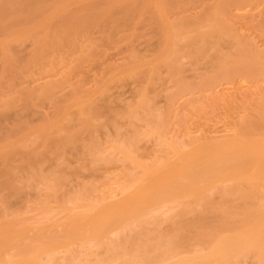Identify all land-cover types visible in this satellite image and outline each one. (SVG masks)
Instances as JSON below:
<instances>
[{
	"label": "rangeland",
	"instance_id": "obj_1",
	"mask_svg": "<svg viewBox=\"0 0 264 264\" xmlns=\"http://www.w3.org/2000/svg\"><path fill=\"white\" fill-rule=\"evenodd\" d=\"M58 1H60V0H58ZM62 1H64V0H61L60 3H57L56 0H50L48 2H42L41 0H33L31 8L34 10H39L38 11L39 14L35 13L34 15L33 14L32 15H25L24 12L23 13L21 12V14L19 16H14L13 20L11 22H9L13 26L8 25L7 23L2 24V26L7 27V25H8V28L5 27L4 29H1V26H0V114L2 113L1 115H3L7 112L9 113V114H5L3 116H0V139H1L0 140V152L3 154V156H2V154H0L1 155L0 156V164H1L0 172L1 171L3 172L4 170L6 171L7 168H11V167H12L11 169L15 171L14 166H16L15 168H17V166H18V169L15 171L16 172L15 175H14L15 172L12 171L11 169H9L12 172H14V173H11V178L14 177L13 180H15V182H16L15 183L16 187L14 189L8 188V190H5V191H8V193L10 195L8 193L7 194L4 193V197H1V196H3V194L1 195V193L4 192V190H3L4 188L0 187V189H1L0 192L3 190L0 193V195H1L0 196V198H1L0 210H2L1 205L3 204V206H4L5 203L7 202L6 203L7 205L4 206L6 208L4 209V207L2 206V208L4 210L0 211V226L4 227L3 223L8 224L11 221H14L16 224V226H14V227H18V226L24 227L23 229H20L21 227L14 229V227L13 228L11 227V225L13 223L12 222L10 225L9 224L7 226L5 225L4 231L0 230L1 233L4 234V233H6V230H8L9 228H12V231H9V230L7 231V232H9V234H6V237H4L3 235L0 234L1 236L4 237V239L7 238L6 239L7 241L4 239H0V242H2L3 240L5 242V243L4 242L1 243L2 246H3V244L4 245L10 244L11 242H15V240H16V243H11L9 245V248H11V249L7 248L8 245L6 246L7 249L5 247L0 249V256L6 258V259L5 258L3 259L4 263H2V261H1L2 257H0V262H1L0 264H5V263L6 264H12L15 262L17 263V261H19L22 258H29L30 259L31 256H29V255H31L33 252H35V253H36V251L42 252V251H40L39 246H41L43 243L48 246L45 248L49 252L44 250L45 248H43L42 246H45V245L43 244L41 246V248H42L41 250H44L45 252L43 251V253H41L42 256H40V253L37 252L39 254L38 257L36 256L37 253L36 254L34 253V254H32L33 258H35L33 255H35L37 259L39 257H41V259L39 258V260L41 262H43L44 260H45L44 262H47V260L52 259V261L56 262V264L58 262L60 263V260H63L64 258H66L70 252V251L66 252L69 248L66 249V251H65V249L63 247L62 248L59 247L60 245L62 246V244H61L62 242L59 243V240H57V239H60L61 241H65L64 239H72L75 235L80 234L82 232V231L80 232V230L83 227V225H81L82 227L80 226L81 228H78L79 229V231H78V229L75 225H73V224L71 225V223L67 224V222L73 216L72 214H76L74 212H78L80 208L78 210H76L77 209L76 208L75 209L76 211L74 210L73 212H69L68 210L64 212L58 208V205L55 201L57 200L59 202V200H60L63 203L64 199L65 200L67 199V201L70 202V199L73 198V196H75L77 193L79 194L78 191L81 188H83L84 184H87L88 186L87 185L86 186L88 188L92 189V190L87 189L91 195L88 194L87 192L86 193L88 194V196H90V197L87 196L89 198L88 200H93V199H95L96 196L97 197H98V195L100 196L101 192L103 193V190L108 189V187H109V190H106V191H109V193L112 192V189L110 190V186H113V183L115 182V180H114L115 178H117L116 182L119 180L122 182L123 178H120L118 180L117 175L118 176L121 175L123 177L124 172H126V170H127V172L130 170L131 171V172L129 171L130 173H132L133 170L135 172L139 171V169L141 170V167L138 165L137 166L134 165L133 162H132L133 164L130 167L129 163H131V161L127 160V156H125V154L123 153L124 146L122 144H124V142L126 143L127 141L128 142L132 141V140L134 141V138L137 135L138 138L140 137V139H137L138 145L135 143L134 148L135 147H139V148H135L136 151L133 149L135 151L134 156H136L137 161L139 160V162H145V163H147V162L150 163V162H154V161L156 162V160H158V159L155 160V156L157 158H159L160 155L166 154L165 152L163 153V151L161 150L164 147H166L165 143L162 144L160 139L158 140L157 138L163 137L161 140L164 139V141H168V142L171 139H174L176 141L182 140V142H186L190 138L202 137V139H204L205 143H206L209 141L207 139L208 137H209V139L211 138L210 141H212L214 138L217 139V138H220L223 136H227V135L233 133L234 131H236L238 128H240V121L243 118L245 119L249 116H252L253 110L255 108V103L259 101V99L261 98V95L264 91V81L259 82V84L257 83L254 86V84L243 81L241 79H236L237 81H235V82L232 81L229 83H225L222 81V82H220L221 85L218 84L216 86V84H213L215 86H213V87L207 86L209 89L205 88V90H204V87L202 90V86H200L201 90H199V85H196V84H198V83L201 84V82H202L201 76L205 75L206 73L209 74V72H211L212 67L215 68L214 63H213V61H211V63L209 61H206V62L202 61L200 63H197L198 65L195 64V66H194L193 62H192L193 65H191L192 60L189 61L191 59L190 58V59H188V61L185 59L182 60L183 64H186L185 66L183 65L184 66L183 68L186 67V69H187V70L183 69L182 75L184 76L185 81L186 80L195 81V82H192V85L198 86V89L196 86H194V87H196L195 90H197V91H192L194 93L187 92L188 93L187 94L186 92H182L184 94L178 93L177 96L175 95V94H177V92H180V91H177L174 78L172 80L171 75L168 72L166 73L165 66H163L162 63L161 64L158 63V62H161V60L163 62L164 58H166V54L168 55L167 52L170 51L168 48L170 47V45H171V47L173 46L169 42L171 41L172 43H174L171 40V38L169 40L165 36L164 30H166L167 27L164 26L163 23H165V20H166V23L169 25V23H171V22H167V21H170V18H171V20L173 18L176 20L177 16L180 19V21H181V18L184 17V19H185V17L188 16L189 18L191 17L192 20L194 18L195 19V20H193L194 22L195 21L197 22V20H198V22L201 23L203 21L202 18L204 19V15L209 13V8L212 5L213 0H205V1L204 0H197V1L195 0L196 2L192 0V3H191V0H183V2L181 0H177V1L176 0H174V1L169 0V1H171V3L173 2L174 4L168 3V1L165 0V1H167V3L164 2V6L161 5L162 3L160 4L163 7V9L166 8V9H164V10L162 9V10L164 12H166L165 10H167L169 8L170 9H169V11L167 10L168 11L167 14L163 13L164 15L161 13L163 11L159 7H157V8H159L161 10V12H160L161 14L159 13V9H157L158 11H155L156 9H154V7L152 6L153 3H151V4L148 3V2H150V0H145V2H144V0H142V1L138 0V2H137L138 4H135L134 6L132 5V1H130V0H129V2L125 0L128 3H126L125 1H122V0H120V2H119V0L118 1L117 0H105V1L104 0H100V1L95 0L96 2H90L91 0H89V1H87V0H65L64 2H62ZM84 1H87V2L85 3ZM92 1H94V0H92ZM116 1L118 3L114 4V2H116ZM247 1H246L247 3L244 1L246 3V5L244 3H242L243 5L240 4V6H241L240 7L239 5L236 6L235 4L237 2H234V0H232L231 3H233V4L235 3L234 4L235 7H233V8L230 7V9L228 11V16H229V14L230 15L232 14V15L229 16L230 18L227 16V18H228L230 24H232L236 20L233 23L234 28H231V29L232 30L234 29L235 34L237 33L240 41L244 40L241 42V43H243V45H244V43H247L249 41H250L249 45H251V43L253 42L252 47L256 46L255 49L257 48L256 49L257 52L262 51L264 53V0H253V1L251 0V3L249 2V0H247ZM61 2L64 5H61L62 4ZM81 2H83V3H81ZM101 2H103V3H101ZM179 2H181L182 4L180 5ZM240 2L238 1V3H240ZM92 3H93V7L95 9H92V8L88 9L89 12L87 15H91L88 17L91 18L89 20L93 21L92 22L93 24L90 25V23H89L90 21L88 22V20H87L88 19L87 15H86L87 11L84 12L85 14L83 12H82L83 14L80 12L81 14H80L79 18L81 17V19L83 21H85L84 25L86 26V24H87V26L89 28L87 27V30L83 29L84 31L80 30V34H79L78 30H75L76 32L78 31V33H76L75 31H73V29H70V31H71L70 33L72 34V37H71V35L69 36L68 32L66 33V35L68 34V36L64 35L63 37L61 36L62 38L60 37L62 39V40L60 39L62 41L61 42L62 45L64 44L65 46L63 45L62 46L63 48L62 47L60 48V44H59V46L57 47L59 53L55 52L57 49L55 48L56 46L54 47V45H53L52 49H55L53 52H55L56 54L53 52L51 53L50 49H51L52 45L50 46V44H52V43L50 42V44H49L50 48L48 46L49 49L47 47H46V49H45V47H42V49H44L45 52L47 51V53H48L50 51L49 52L50 55L46 56L47 54H45L44 56L46 58L43 55L41 57V54H44V53L41 52V49H40L41 48V46H40L41 42L38 40L42 41L43 39H41V38H43V36L45 34H47L46 32L49 31L48 28H44V24L47 25V23H49L51 20L53 21V19H56L54 22H50L51 23L50 30L52 32H55L59 28V26L62 22L61 18L64 19L63 21H65V16L68 14L67 15L68 18L70 20H72V18L74 17V14L77 13V11H78L77 9H79V11H80L82 8L87 7V6H89V8H90V5H92ZM111 3L113 5H115V7L117 9L121 8L123 10V12L121 9H120L121 12L119 11V9L116 10L115 7H113V5ZM183 3H184V5H183ZM57 4H59L58 6L60 8L59 7L57 8ZM97 4H98V6H97ZM100 4H101V6H99ZM103 4L105 6L107 4H111L112 5L111 10H113V9L115 10L112 12L118 11L119 13L118 12L111 13V11L110 12L107 11L111 5H109L107 9L105 7L106 10L102 11L101 9L102 8L104 9ZM119 4H121L120 5L121 7H118ZM127 4L132 5L131 7L128 6L130 9L132 8L131 10H128ZM166 4L169 7L165 6ZM233 4H232V6H233ZM136 5H139L138 9H140V11L138 9L136 10V7H135ZM156 5H157V3H156ZM160 5H157V6H160ZM170 5L173 6V8L175 10L174 9L171 10L172 8L170 7ZM176 5H177V8H175ZM51 6H54V7H51ZM61 6L64 7V10L61 9L62 8ZM150 6H152L153 8L151 7V9H150L149 8ZM77 7H79V8H77ZM97 7L100 8L99 9L100 11H98V9H96ZM203 7L204 8L206 7V9H203ZM53 8H55L54 11L52 10ZM56 8L58 11L56 10ZM67 8H68V10H65ZM72 8H75V9L73 10ZM133 8H134V10H133ZM94 10H97V11L91 12ZM132 10L134 11L133 13L131 12ZM46 11H48V12H46ZM67 11H68V13H67ZM128 11H130L129 16L127 15ZM137 11H139V12H137ZM146 11H148V12H146ZM149 11L152 13H150ZM171 11H172V13H171ZM202 11H204V12H202ZM52 12H54L53 13L55 15L54 18H52V15H49V14H52ZM156 12H158V13H156ZM57 13H60V14H57ZM64 13H66V14H64ZM70 13H71V18L69 16ZM108 13H111L110 14L111 18L110 17L108 18L109 15L106 16V14H108ZM148 13H149L150 17L148 15ZM173 13H174V15H173ZM191 13L194 15H192ZM112 14L114 17L112 16ZM134 14H136L137 16ZM179 14H180V16H179ZM39 15H40V17H39ZM61 15L63 17H61ZM85 15L87 18L85 17ZM181 15H183V16H181ZM48 16L51 18H48ZM67 16H66V21H69ZM82 16H84L85 19L82 18ZM160 16L166 17V19H164V21H162L163 23H161L162 19ZM94 17L97 18V20H95ZM99 17H100V19H99ZM133 17L134 18L136 17V18L134 19ZM33 18H35V19H33ZM106 18L108 19V21H106ZM7 19H10V17ZM7 19H5V20H7ZM57 19L58 20L60 19V21H58ZM125 19H127V20H125ZM128 19L130 20V22ZM150 19H152V20L150 21ZM179 19H177V20H179ZM230 19L232 21H230ZM102 20H103V22H102ZM134 20H135V23L133 22ZM143 20H144V22H143ZM16 21H17V23H16ZM56 21L59 22L58 25H56L57 24ZM95 21L97 24L94 23ZM158 21H159V23H161L160 26L158 24ZM174 21L172 22V26H173ZM115 22L117 24H114ZM122 22H124L125 24ZM27 23H29V25H30V27L28 25V28L26 26ZM176 23L178 24L179 22L176 21ZM105 24H107V25H105ZM54 25H55V28L52 27ZM170 25H169V27H170ZM174 25H175V23H174ZM233 25H231V27H233ZM48 26H46V27H48ZM81 27H83V26H81ZM162 28H163V31L161 30ZM171 28H173V27H171ZM8 29H9V31L7 33ZM45 29H48V30H46V32H45ZM79 29H81V28H79ZM72 31L75 33V35H73L74 33ZM49 33L51 35L54 34V33L52 34L51 32H49ZM49 33H48V35H50ZM45 37H46V35L44 36V39H46ZM68 37H71V38L68 39ZM64 38L70 40L71 42L67 43L68 40H65ZM160 39L163 41H161ZM164 39L166 41H164ZM50 41H51V39H50ZM167 41L169 44L166 43ZM39 42H40V44H38ZM161 42H163L164 48L162 46L163 49H160V51H159L158 48L159 47L161 48V45H162ZM221 42H222V44H221L222 49L224 47V50L228 51L229 50L228 46H230L228 44V42H227V44H228L227 46H226V41H221ZM37 44H38V46H37ZM156 44L158 47L156 46ZM247 44H245V45H247ZM55 45H56V42H55ZM249 45H247V46H249ZM167 46H168V48H167ZM36 47L39 49H36ZM155 47H156V49H155ZM166 49H168V50H166ZM44 50H42V51H44ZM61 50H63V52ZM154 50H157V51H154ZM162 50H163V52L165 50L166 53L159 55ZM37 51L39 53H37ZM33 54H34V56H33ZM35 54H36V56H35ZM54 54H55V56H54ZM90 56L94 57L95 60H92V58ZM134 56H136V57L138 56L137 58L141 57V60H138L137 58H133ZM186 57L188 58V56H186ZM97 58H98V61H97ZM34 59L36 61H33ZM37 59H38V61H37ZM89 59H90V61H89ZM134 59L136 61H132ZM152 60H153V62L151 63V65L153 67H154L155 63H157L159 67H160V65H162L161 67H163L164 69L161 68L162 71H160V72H157L158 70H156L157 74L151 76L152 80H153V78L157 79V81L154 80L156 83H154V81H153V83L150 81L147 84L148 79L146 80V78H144V77H146V76L148 77L150 74V72L148 73V70L150 69V67L153 68L152 66H150V62ZM154 61H155V63H154ZM209 64H211V65H209ZM74 69L76 71V72L73 71L75 74L72 72V70H74ZM112 69H113V71H112ZM164 70H165V72H163ZM184 70H185V72H184ZM135 71H137V72H135ZM206 71H208V72H206ZM135 73H137L136 74L137 76L135 75ZM143 73L148 74V75L144 76ZM158 73H160V75H158ZM128 74H129V76H128ZM131 74H133V75H131ZM130 76H132V77H130ZM117 77H118V81L120 83H117ZM65 78L67 79V82L63 83V81H62V83H61V80H63V79L65 80ZM123 78H125V79H123ZM56 80H59V82L57 83ZM144 80H146V82ZM51 81H54V83H56L55 88H54V84L52 82L53 85L51 84V88L52 87L53 88L51 89V91L50 90L47 91V88H50V87H48V86H50L48 84ZM140 81L142 83H144V85L141 84ZM188 81H187V83H188ZM139 82H140V84H139ZM45 84H47L48 86H47V88L44 89V91H42L43 89H41V88L42 87L44 88L46 86ZM65 84L66 85L68 84L69 87H68V85L64 86ZM61 85L63 86V88H61L62 87ZM101 86H102V88H101ZM142 86H145V88L144 87L143 88H144V91L146 92V94L149 92V90H152L154 88L152 90L153 94H151L152 92H149L151 94V97L149 95L148 96L146 95L147 98L150 97V99H149L150 103H149V101H147L148 106L150 107V105L153 103V106H151V108L155 107V108H158L160 110L159 111L157 109V111H156V109L154 108L155 113H153V114H156L159 111V112H162V114H163L162 116H165V118H167V120L163 119L164 124L166 126L165 127L163 124V127L166 128L164 130L166 132H163L165 135L162 132H160L163 136H159L160 134H158V133H157L158 135H156L154 133L156 136L152 135V133H148L149 128H151L150 126L152 124L154 125V123H155L151 117H148V118L152 119L151 121L154 122V123L152 122L151 125L147 124V122L145 121V120L150 121L148 118L145 119L144 121L142 120L141 122L139 120L135 121V118H138L141 115L140 114L141 112H139V110L134 109L137 112L136 113L137 117L134 116L135 118H130V116L126 115V114H128V112L130 110V108H128V107H130V104L133 105V104H136V100L139 101L140 96H141L140 91L142 89ZM150 86L151 87L153 86V87L151 88ZM58 88H61V89H58ZM99 89L100 90L105 89L104 91H108V92L103 94V93L99 92ZM147 89H149V90H147ZM28 90H30V91L32 90V93L29 92ZM154 90H155V92H154ZM33 91H34L35 95L33 94ZM39 91H41V92H39ZM25 92H29V93H25ZM36 92L38 93L39 97L40 96L42 97L44 95L43 98L41 99V98H38V96L36 97V95H37ZM42 92H46V93L44 94ZM51 92H52L53 96H52V94H50ZM53 92H55V93H53ZM75 92L77 93L76 94L77 97L75 95V97L77 99L74 97ZM141 92H143V90ZM20 93L22 94V96ZM40 93H41V95H39ZM173 93H174V96H173ZM15 94H16L18 101L16 100ZM32 94H33L34 98L32 97ZM66 94L67 95L70 94L69 97L65 96ZM79 94L81 96L83 94L86 95V96L83 95L84 97L82 96L84 98V101H82V103L84 102V105H86L89 102L92 104V101L95 102V104L91 105L94 107V110L87 111V112H89L90 116L86 112L87 106H86V108H84V105L83 106L81 105L82 107H80V105H78L81 103V101L79 100V99H81V96L79 97ZM154 94H155V96H152ZM48 95H50V96H48ZM27 96H28V98H27ZM21 97H23L22 100H21ZM35 97H36V99H35ZM44 97L46 99H44ZM64 97H65V100H64ZM88 97H90V99H92V101H90V99ZM170 97H172V98H170ZM71 98H73V99H71ZM86 98H88V99H86ZM9 99L10 100L14 99V100L10 102ZM32 99H35V100H32ZM43 99H44V101H43ZM151 99L153 102L151 101ZM171 99H172V101H171ZM168 100H169V102H168ZM32 101H36V103L35 102L33 103ZM86 101H87V103L85 104ZM8 102L10 104L9 106H8ZM60 103H62L63 105H61ZM90 103H89V105H90ZM169 103H170V107H168ZM172 103L173 104L175 103V104L173 105ZM171 105L173 107H171ZM7 106H8V108H10V111L8 110V108H5ZM60 106H61V109H58V108H60ZM95 107H97V108H95ZM106 107H107V109H106ZM14 108L17 111L16 112L17 114H15ZM127 108H128V110H127ZM167 108H168V110H167ZM3 109H4V111H3ZM78 109L79 110L81 109L80 110L81 112H79ZM84 109H86V110H84ZM105 109L107 110V113L105 112L106 111ZM139 109H141V108H139ZM170 109H172V110H170ZM58 110L59 111L61 110V111L59 112ZM72 111H74V112H72ZM83 111L89 116L88 118H90V117L93 118V116H96V118H99V120L98 119L96 120V123H98L99 125L97 124L98 126L96 125V127H95V125H92L91 123H89L90 127L88 126L89 125L88 124L87 125L88 127L86 129H85L86 126L84 127L82 125L84 129L83 128L81 129L83 131L80 130L81 133H80V131L75 130L76 132H74V133H72L70 131V133H72L73 135L69 134V132H68L69 130H74V129H72L73 127L71 128L72 125H74V128H76L77 130H79L80 127H82V126H79V124H80L79 120L80 119H78V118H81V116L78 118H77V116L82 115ZM142 111H143V109H142ZM78 112H79V115L77 114ZM124 112H125L126 117L124 116ZM55 113L56 114L58 113V115H56ZM63 113H64V115H63ZM138 113L140 114L139 116H138ZM72 114L74 116H72ZM96 114L99 117H97ZM75 115H77V116L75 117ZM117 115L118 116L120 115V116L117 118ZM20 118H22L23 120ZM71 119H72V121H71ZM131 119H133L135 123L136 122H138V123H136L134 125L133 124L134 122L132 123L133 120H131ZM17 120H18V122H17ZM117 120H119L120 122ZM73 121H74V124H73ZM77 121L79 124L77 123ZM69 124L70 125L72 124V125L70 126ZM75 124H78V125L75 126ZM145 124L150 125L149 128ZM156 124L157 123H155V126H156ZM12 125H14V126H12ZM130 125L131 126L133 125L134 128L136 126H138L139 128L136 127V129H134ZM45 126H47V127L45 128ZM91 126H93V127H91ZM63 127H66V128L64 129ZM59 128H62V129H60V130H62L61 131L62 133H60ZM41 129H43V132L45 131L46 132L45 134H47V135L44 134V136L42 138L40 137V135L42 134V131H40ZM100 129H102V130H100ZM130 129H131V131H132V129H134L135 131L140 132L142 135H139L140 133L136 134L138 132L134 133V131H133L132 132L133 137L135 136L133 138L130 136V131H129ZM154 129H156V128L154 127ZM54 130H55V132H54ZM58 130H59L58 133H60L58 135H60V137L62 138L61 140H59L60 137L56 133ZM84 130H85V132H84ZM145 131L148 134H145L146 133ZM53 132L56 133L54 135L55 137L53 136V134H54ZM38 133L40 135H38ZM78 134H79V136H78ZM63 135H65V136H63ZM68 135H70V136H68ZM75 135H76V137H75ZM36 136L38 138H36ZM45 136H46V138H45ZM50 136H53V138ZM56 136H57V138H56ZM39 137L41 139H39ZM128 137H130L131 139H129ZM54 138L57 139L58 141H55ZM67 138H69V139H67ZM84 138H85V140H84ZM205 138L207 139V141ZM46 139H47V143H46ZM75 139H77V141L82 142L83 144L85 143V144L83 145L82 143H80V145H79V142L77 143ZM79 139H81V140H79ZM94 139L96 141H94ZM72 140H75V142H76V144H75V142H73L74 146L72 143H70V142H72ZM135 140H136V138H135ZM33 141H34L35 145H34ZM40 141H42V142L40 143ZM97 141H98V144L96 143ZM57 142L58 143L60 142V144H57ZM61 142H63V143H61ZM93 142L96 143L97 145L93 144ZM170 142H172V141H170ZM31 143H32V145H30ZM87 143H89V144L86 145ZM118 143L120 144V147L118 146ZM19 144H21V145L19 146ZM36 144L39 146L36 147ZM55 145L56 146L58 145V150L56 149L57 147ZM93 145L94 146L96 145V148L98 145H100V146H98L100 148L96 149V148H94ZM84 146H85V148H84ZM26 147H28L29 150ZM35 147H36V150L34 149ZM43 147H44V149L42 150ZM91 147H93V150L94 149H96V150L93 151ZM120 148H122V149H120ZM6 150H7V152H6ZM15 150H17V151H15ZM19 150L21 151V153ZM38 150H41L42 152H40ZM88 150L89 151L91 150L90 153ZM102 150H104V151L102 152ZM117 150H118V152H117ZM92 151L96 155L100 154V156H101V154H102L105 157L107 156L106 157L107 162L101 163V161L106 160V159L103 160L102 157H100L101 161H100V159H98L99 162L97 161V159H95L96 160L95 161L93 158H95V157L99 158V156L98 155L95 156V154ZM39 153L41 154V157L43 159L45 158V160H43L42 158H40V156H38ZM58 153L60 154V156ZM12 154L14 155V159L9 158V155H10V157H13ZM42 154H44V155L42 156ZM47 154H48V157H47ZM81 154H83V155H81ZM92 154H93V156H92ZM140 154L142 155L141 158L143 157L142 159L140 158ZM4 155H6V156L4 157ZM32 155H33V157H32ZM122 156H125V157H122ZM31 157H32V159H31ZM21 158H22V161H21ZM112 158H114V159H112ZM4 159H7V160H4ZM11 159L13 161L15 160L16 162L15 161H14V163L11 162L12 161ZM66 159H68V161ZM117 159H119V160H117ZM9 161L11 164L9 163ZM31 161H33V162H31ZM24 162L28 163V165H30V163H32L31 166H29L30 168H28V165ZM35 162H36V164H34ZM95 162H96V164H95ZM97 162L99 163L98 166H97ZM123 162H125L124 165L126 167L123 165ZM195 162L197 164L200 163V161L199 162L195 161ZM4 163H7V164H5V166H7V167H5V166L2 167V165H4ZM37 163H38V168H37ZM196 163H195V165H196ZM127 164H128V166H127ZM26 165H27V168H25ZM32 165L33 166L36 165V166L32 167ZM96 166H97V168H96ZM31 167H32V169H31ZM128 167H130L131 169L129 168V170H128ZM133 167L135 169H132ZM136 168H139V169L136 170ZM9 170H7V171H9ZM60 170H62V171H60ZM123 170H125V171H123ZM56 172H57V174H56ZM118 173H120V174H118ZM12 174H13V177H12ZM59 174L62 175L63 177L59 181V184H61V186L58 185V188L56 190V194L58 197L56 196V194H53L51 192L52 193L51 198H49L50 195L48 196V193L50 190L48 191L47 187L51 184L52 175H55L58 177V176H60ZM137 174L138 173H136V175ZM112 176H113V178H112ZM121 176H119V177H121ZM134 176H135V174H134ZM139 176H140V174H139ZM17 178H18V180H16ZM196 178L198 179V182L195 185L193 183L194 186L201 185V183L199 184V182H200L199 178H200L202 183L204 182L203 181L204 177L203 178L202 177H196ZM165 179H167V178L164 177V180ZM197 179H195V180L197 181ZM0 181H2V178L0 179ZM17 181L18 182L20 181L18 183V185H17ZM187 182H188V184L190 183V181L186 180V183H185L186 185H188ZM89 184H91L93 186L89 187ZM116 184L114 183V185H116ZM18 186L20 188L21 187H23V188H21V190L19 189L20 191H18V188H19ZM94 187H96V189ZM97 187H98V189H97ZM93 188H94V190H93ZM9 189L11 190V192H9ZM15 189H16L17 193H16V191H14ZM113 189H115V188H113ZM97 190L98 191L100 190L99 191L100 194H99V192H97ZM119 192H120V190H118L116 192L118 197L121 196V193H119ZM112 193H114V192H112ZM13 194L14 195L17 194V195L14 196ZM52 195H53V197H52ZM6 196L11 197V198H9L10 200L9 199L7 200ZM12 197H14V198H12ZM218 197H219V194L217 192H214L212 199L215 202H217ZM52 200H54V201H52ZM48 201H49V204H48ZM45 202H47V204H45ZM43 204H45V206ZM46 205H48V207H46ZM71 205H73V204H71ZM42 206H44V207L42 208ZM45 207L49 208L48 211ZM45 209H46V212H44ZM80 210L83 211V209H80ZM66 216H68L67 219H66ZM60 224L61 225L63 224L62 225L63 227ZM86 224H87V222H84V227L82 228V230L87 229L88 231L89 230L90 231L88 233V231L86 230V233L85 232L81 233L82 235L87 234L86 236H82V237H84L83 239H85L86 237L88 239L89 236L94 234L92 231V227H91L92 225H90L89 223H88V225H86ZM66 225H68V227H66ZM69 225L71 227H76L75 229H77V231L73 228L71 229L73 231H70V230L66 231L69 229ZM86 226H87V228H86ZM6 227L7 228L9 227V228L7 229ZM62 228H64L65 230ZM0 229H1V227H0ZM16 229L19 230V232H18V230H17V232L19 235H21L20 236V239H21L20 242H18V240H20V239H18L19 235L15 231ZM20 230L23 232H20ZM57 230H58V232H55ZM74 231H76V232H74ZM10 232H11V234L16 233V235H18V236L16 237V235H14V234L10 236ZM65 232L67 233V235H68V232H74L73 233L74 235L72 233H69V236L71 234L73 236H70V238H69V236H67L68 238H66V236H65L64 239L62 240L61 237L66 235ZM77 232H80V233H77ZM55 233L57 234L56 236H54ZM75 233H77V234H75ZM41 234H44V235H41ZM50 234L53 235V237ZM7 235L10 238H8ZM39 235H41V236H39ZM58 235H60V237ZM12 236H15L14 237L15 239L13 238L14 240L12 239ZM34 236H35V238L38 236V240H36V242H34V240H35V239H33ZM49 236H50L51 240L47 239ZM3 237H1V238H3ZM30 237H32V238L29 239ZM56 237H58V238H56ZM93 237H94V235L89 237V238H93ZM55 238L57 241L55 240ZM8 239H9V241H8ZM39 240H41V241H39ZM42 240L43 241L46 240V243L43 242ZM91 240L92 239H88V243H87L86 247L90 246V244L92 243ZM51 241L54 243H51L49 245V243ZM28 242H34V243L31 244ZM38 242H40L41 244L37 245ZM47 242H48V244H47ZM76 242H78V240ZM76 242H74L75 245L70 244L71 254H74V255H76V254L78 255L81 251V250L79 251V249H82L81 246L79 247ZM18 243H19V245H18ZM56 243H58V245H59L58 247L60 250L59 249L55 250L56 249L55 247H57ZM1 244H0V248H1ZM15 244H17V245H15ZM20 244H21V248H20ZM29 244H30V247L28 246ZM76 244H77V247H74V246H76ZM17 246L19 248V251L17 250L18 249ZM35 246H36V249L33 248ZM50 246H55V247H53L54 249L51 250ZM92 246L94 247V244H92ZM93 247H92V249H93ZM38 248H39V250H38ZM90 248H91V246H90ZM23 249H26V250L24 251ZM31 249H34V250H31ZM95 249H97V248H95ZM95 249H93L94 252H96ZM2 250H4L5 252ZM53 250L55 252H52ZM61 250H63V251H61ZM50 251L53 253L52 255H50V253H51ZM101 251H103V249ZM9 252H11V253H9ZM16 252L19 253L20 256L15 255V254H17ZM21 252L23 254L26 253L25 257L23 254H22L23 255V257H22V255L20 254ZM46 252L49 254H47ZM45 253L47 254V257H45L46 256ZM65 254H66V257H65ZM14 255H15V257H14L15 259L10 258V257H13ZM17 256H19V258ZM56 256H58V257H56ZM16 257H17V259H16ZM59 257H60V259H59ZM55 258H57V259H55ZM12 259H14L15 262L12 261ZM8 262H10V263H8Z\"/></svg>",
	"mask_w": 264,
	"mask_h": 264
},
{
	"label": "bare ground",
	"instance_id": "obj_2",
	"mask_svg": "<svg viewBox=\"0 0 264 264\" xmlns=\"http://www.w3.org/2000/svg\"><path fill=\"white\" fill-rule=\"evenodd\" d=\"M41 1L42 2H48L50 0H41ZM56 1H57V3H60L61 0L60 1L56 0ZM64 1H62V2H64ZM87 1H89V0H87ZM87 1H84V2L86 3ZM96 1L95 0L94 1L91 0L90 2H96ZM117 1L114 2V4H117L118 3ZM122 1H125V0H122ZM126 1L129 2V0H126ZM130 1H132V5L133 6L135 4H138L137 3L138 0H130ZM140 1H142V0H140ZM167 1H168V3H171L172 0L171 1L167 0ZM167 1H165V0H150V2H148V3H150V4L153 3L152 6L154 7V9H156L155 11H158L157 9H159V8H161V10L163 9L162 6H164V2L167 3ZM181 1L183 2V0H181ZM193 1H195V0H193ZM231 1L232 0H213V3H212V5L209 8V13L204 15V19L202 18L203 21L201 23H199L198 20H197V22L196 21L194 22L193 20H195V19L193 18V20H192L191 17L189 18L188 16H187L188 18L185 17V19H184V17L181 18V21H180V19L177 16L176 20L173 18L175 21L173 19L171 20V18H170V21H167V22H171V23H169V25L171 24L170 27H169V25L166 23V20H165V23L162 22V21H164V19H166V17H165L166 15L164 17L160 16L161 19H162L161 20L159 18L161 20V23H163L164 26L167 27V29L164 30L165 31V36L169 40L171 38V40L174 43H172L171 41L169 42L173 46L171 47V45H170L171 48L170 47L168 48V46H167V48L170 50V51L167 52L168 55L166 54V58H164L163 62L160 59L161 62H158V63H160V64L162 63L163 66H165L166 73L168 72L171 75L172 78L171 77L170 78L172 80L174 78L175 83H176L175 85H176L177 91H180V92H177V94H175L176 96L178 95V93L181 94L182 92H186L187 93V92L197 91V90H195L196 87L198 89V86H196V85H199V90H201L200 86H202V90H203V87H204V90H205V88L206 89L208 88L207 86H212L213 87V86H215L213 84H216V86H217L222 81L225 82V83H229V82H232V81H234V82L237 81L236 79H241L243 81H246V82L254 84V86L257 83L259 84V82L264 81V53L262 51L261 52H257L256 51L257 48L255 49L256 46L252 47L253 46V42L251 43V45H249L250 41L247 42L248 44L244 43V45H243V43H241V42L244 41V40L240 41L237 33L235 34L234 29L233 30L231 29V28H234L233 23L236 21L235 20L232 24H230L229 20L227 18L228 11H229L230 7H232V8L235 7L234 6L235 3L233 4V3H231ZM238 1L239 2L241 1V2L238 3ZM244 1L246 2L247 0H243V1L242 0H234V2H237L235 4L236 6H238V5L240 6V4L243 5L242 3H244L246 5V3L248 1L246 3ZM119 2H120V0H119ZM128 2H126V3H128ZM144 2H145V0H144ZM249 2L251 3V0H249ZM32 3H33V0H0V26H1V29H4L6 27V26L5 27L2 26V24H4V23H7L8 25H11L9 22H11L13 20L14 16H19L21 14V12L22 13L24 12L25 15H32V14L34 15L35 13L39 14L38 13L39 10H34V9L31 8L32 7ZM81 3H83V2H81ZM101 3H103V2H101ZM156 3H157V5H160L162 3L161 4L162 6L161 5L157 6ZM179 3H180V5L182 4L181 2H179ZM191 3H192V0H191ZM111 4H107L106 6L103 4L104 5V9L101 7L102 8L101 10L102 11L106 10L108 8V6L111 5ZM171 4H174V3L172 2ZM232 4H233V6H232ZM58 5L59 4H57V8L59 7ZM61 5H64V4L62 3ZM112 5L108 8L107 11H109V12L111 11V13L118 12V11L112 12V11H115L114 9L111 10ZM120 5L121 4H119L118 7H121ZM132 5L131 4L130 5L127 4V7L128 6L131 7ZM183 5H184V3H183ZM97 6H98V4H97ZM99 6H101V4ZM138 6L139 5L135 6L136 10L139 8ZM152 6H150L149 8L151 9ZM165 6H168V5L166 4ZM51 7H54V6H51ZM61 7H62L61 9L64 10V7L63 6H61ZM105 7H106V9H105ZM113 7H115V5H113ZM157 7H159V8H157ZM170 7L172 8L171 10L174 9L173 6L170 5ZM57 8H56V10H57ZM77 8H79V7H77ZM91 8L95 9L93 7V3H92V5H90V8H89V6H87V7L82 8L80 11H79V9H77L78 11H77V13L74 14V17L72 16L73 17L72 20H70L68 18V16H67L68 14H67L66 16L69 19V21H66V16L64 15L66 13H64L63 15L65 16V21H63L64 19L61 18L62 22H61L59 28L55 32H52L50 30V28H51L50 27L51 26L50 22H54L56 19H53V21L51 20L49 23H47V25L43 23L44 24V28H48L49 31L46 32V30H48V29H45V32L47 33V34H45L46 35V37H45L46 39H44V36H45L44 35L43 38H41V39H43L42 41L38 40V41L41 42V44H40V42L38 43L41 46V48H40L41 52L44 53V54H41V57H42V55L44 56L45 54H47L46 56H49L50 55L49 52L51 51V53H52L55 50V49H52L53 45H54V47L56 46L55 48L57 49L55 52L59 53L57 47L59 46V44H60V48L64 45V44L62 45V43H61L62 42L61 38L64 35H66L67 32H68L69 36L71 35V37H72V34L70 33L71 32L70 29H73V31L78 30L79 34H80V30H83V29L87 30V27H88L87 24L85 26L84 25L85 21H83L81 19V17L79 18V16H80V14L82 12L84 13L86 11H87V13H86V15H87L88 12H89L88 9H91ZM175 8H177V5L175 6ZM54 9L55 8H53L52 10L54 11ZM72 9L74 10L75 8H72ZM96 9H98V11H100L99 7H97ZM115 9L118 10L119 8L117 9L115 7ZM120 9H119V11H120ZM131 9L128 7V10H131ZM164 9H166V8H164ZM169 9H167V10L169 11ZM203 9H206V7L205 8L203 7ZM65 10H68V8L65 9ZM133 10H134V8H133ZM133 10L131 11L132 13L134 12ZM138 10L140 11V9H138ZM161 10L159 9V13L161 12ZM167 10H165L166 12L163 11L161 13L162 14L163 13L167 14V12H168ZM95 11H97V10H94V11H91V12H95ZM139 11H137V12H139ZM204 11H202V12H204ZM46 12H48V11H46ZM122 12H123V10H122ZM129 12L130 11H128V14H127L128 16H129ZM146 12H148V11H146ZM53 13L54 12H52V14H49V15H52V18H54V16H55ZM60 13H57V14H60ZM67 13H68V11H67ZM111 13L106 14V16L109 15L108 18L109 17L111 18V15H110ZM150 13H152V12H150ZM156 13H158V12H156ZM171 13H172V11H171ZM86 15H85V17H86ZM134 15H136V14H134ZM148 15H149V13H148ZM173 15H174V13H173ZM192 15H194V14H192ZM231 15L229 14V16H231ZM69 16L71 18V13H70ZM88 16H91V15H87V17ZM112 16H113V14H112ZM179 16H180V14H179ZM181 16H183V15H181ZM9 17H10L11 20L7 19ZM39 17H40V15H39ZM61 17H63V16L61 15ZM149 17H150V15H149ZM48 18H51V17L48 16ZM82 18H84V16H82ZM5 19H7V20H5ZM33 19H35V18H33ZM89 19H91V18L88 17V19H87L88 22L90 21L89 22L90 25L93 24L92 23L93 21H91ZM99 19H100V17H99ZM152 19H150V21ZM177 19H179V20H177ZM95 20H97V18H95ZM125 20H127V19H125ZM58 21H60V19ZM58 21H56V23H57L56 25H58V23H59ZM106 21H108L107 18H106ZM159 21H158V24L160 26L161 23H159ZM173 21H174L175 25L173 23V26H172V22ZM176 21L179 22V23L177 24ZM230 21H232V20L230 19ZM102 22H103V20H102ZM129 22H130V20H129ZM133 22L135 23V20ZM143 22H144V20H143ZM16 23H17V21H16ZM94 23H96V21ZM122 23H124V22H122ZM114 24H117V23L115 22ZM8 25H7L6 28H8ZM28 25H29V23H27V25H26L27 28H28ZM105 25H107V24H105ZM231 25H233V27H231ZM11 26H13V25H11ZM46 26H48V27H46ZM81 26H83V27H81ZM29 27H30V25H29ZM52 27L55 28V25L52 26ZM171 27H173V28H171ZM79 28H81V29H79ZM161 30L163 31V28ZM8 31H9V29L7 30V33H8ZM78 31L77 32L75 31V32L78 33ZM49 32H51L52 34L54 33V34L51 35ZM48 33L50 35H48ZM68 34L66 36H68ZM73 35H75V33ZM71 37H68V39H70ZM50 39H51V41H50ZM68 39H65V40H68ZM54 41L56 42V45H55ZM161 41H163V40H161ZM164 41H166V40L164 39ZM221 41H226V46L228 44L230 45V46H228L229 48L227 47L229 49L228 51L227 50L225 51L224 47L222 49V46H221L222 42ZM50 42L52 44H50ZM69 42H71V41L68 40L67 43H69ZM227 42H228V44H227ZM166 43H168V41ZM38 44H37V46H38ZM49 44H50V46L52 45V47H51L52 50L50 49V51L47 53V51L45 52V50L42 49V47H45V49H46V47L48 48ZM161 44H162L161 48L160 47L158 48L159 51H160V49L164 48L163 42H161ZM245 44H247L249 46H247ZM50 46H49V48H50ZM156 46H157V44H156ZM162 46H163V48H162ZM36 49H39V48L36 47ZM155 49H156V47H155ZM168 49H166V50H168ZM42 50H44V51H42ZM61 51L63 52V50H61ZM154 51H157V50H154ZM55 52H53V53H55ZM37 53H39V52L37 51ZM163 53H166L165 50H164V52L162 50L159 55H161ZM55 54H54V56H55ZM33 56H34V54H33ZM35 56H36V54H35ZM186 56H188V58ZM137 57L134 56L133 58H137ZM91 58H92V60H95L94 57H91ZM137 59L141 60V57L137 58ZM183 59H185L187 61H188V59H190L189 61L192 60L191 61V65L194 64V66H195V64L200 63L202 61H205V62L209 61L210 63H211V61H213L215 68H213L211 66L212 67L211 72H209V74H208V73H206L208 71H206L205 72L206 74L201 76V80H202L201 84L198 83V84L194 85V86H196V87H194L192 85V82H195V81H188V80L185 81V78L182 75L183 69L187 70L186 67L183 68L186 65V64H183V61H182ZM33 61H36V60L34 59ZM37 61H38V59H37ZM89 61H90V59H89ZM97 61H98V58H97ZM132 61H136V60L134 59ZM155 61H154V63H155ZM152 62H153V60L150 62V66H152L151 65ZM192 62H193V64H192ZM209 65H211V64H209ZM161 66L162 65H160V67H159L158 64L155 63L154 67L152 66L153 68L150 67V69L148 70V73L150 72L149 76L148 77L147 76L144 77V78H146V80L148 79L147 84L150 81L152 83H153L154 80L157 81V79H154V78L152 80L151 76L157 74L156 70H158L157 72L162 71L161 68L162 69H164V68L161 67ZM185 70H184V72H185ZM73 71L76 72L75 69L72 70V72ZM112 71H113V69H112ZM137 71H135V72H137ZM163 72H165V70ZM133 74H131V75H133ZM136 74L137 73H135V75ZM145 75H148V74H144V76ZM158 75H160V73H158ZM128 76H129V74H128ZM130 77H132V76H130ZM125 78H123V79H125ZM65 80L64 79L61 80V83H62V81H63V83L67 82L66 78H65ZM146 80H144V81L146 82ZM187 81H188V83H187ZM52 82H53L54 88H55V84L56 83H54V81H51L48 84L50 86L45 84L46 86L44 88L43 87L41 88V89H43L42 91H44V89L47 88V86L50 87V88H47V91L48 90L51 91V89L53 88V87L51 88ZM56 82L58 83L59 80H56ZM140 82H139V84H140ZM117 83H120L118 81V77H117ZM154 83H156V82L154 81ZM141 84L144 85V83H142V82H141ZM67 85L65 84L64 86H67ZM68 87H69V85H68ZM143 87L145 88V86H142L141 91L143 90V92L140 91L141 96H140L139 101L136 100V104H133V105L130 104V107H128V108H130V110H129L128 114H126V115L130 116V118H135V117H137L136 110H139V112H141L140 113L141 115L138 113V116L139 115L140 116L138 118H135V121L139 120L141 122L142 120L144 121L148 117H151L154 120V122L157 123L158 125L156 124V126H155V123L153 121H151L152 119H150V118H148L150 121L145 120L147 122V124L151 125L152 122L154 123V125L152 124L151 126L145 124V125L148 126V128H149V126L151 127V128H149L148 133H152V135H154V136H156L158 134H160L159 136H163L160 132H162V133L166 132V131H164L166 128L163 127V124H164V120L163 119L167 120V118H165V116H162L163 115L162 112H159L160 110L158 108H155V107L154 108L156 109V111H157V109L159 110L158 111L159 113L157 112L156 114H153V113H155L154 108L153 107L151 108V106H153V103H152L153 102L152 101L153 98L151 99V101H152L151 103L152 104L150 105V107L148 106V104H147L148 102L147 101H149V99L151 97V94H153L152 90L154 88L152 90L147 89V90H149V92H152V93L150 94L148 92L146 94V92L144 91ZM61 88H63V86ZM61 88H58V89H61ZM101 88H102V86H101ZM100 89H99V92H101L103 94L108 92V91H104L106 88L103 89V90H100ZM28 91L32 93V90L31 91L28 90ZM29 92H25V93H29ZM39 92H41V91H39ZM154 92H155V90H154ZM42 93L45 94L46 92H42ZM53 93H55V92H53ZM192 93H194V92H192ZM33 94L35 95L34 91H33ZM33 94H32V97L34 98ZM50 94H52V92ZM76 94L77 93L75 92L74 97H75ZM182 94H184V93H182ZM39 95H41V93ZM69 95L66 94L65 96L69 97ZM146 95L147 96L149 95L150 97L147 98ZM21 96H22V94H21ZM37 96H38V93H37L36 97ZM43 96L42 97L38 96V98L42 99ZM48 96H50V95H48ZM52 96H53V94H52ZM80 96L81 95L79 94V97ZM82 96H81V99H79L81 101V103H82V101H84L83 97L86 96V95H84L83 97ZM152 96H155V94L152 95ZM173 96H174V93H173ZM15 97H16V94H15ZM36 97H35V99H36ZM76 97H77V95H76ZM172 97H170V98H172ZM22 98L23 97H21V100H22ZM27 98H28V96H27ZM73 98H71V99H73ZM88 98L90 99V97H88ZM88 98H86V99H88ZM14 99H12V100L9 99V100L11 102ZM35 99H32V100H35ZM44 99H46V98L44 97ZM44 99H43V101H44ZM16 100H17V97H16ZM64 100H65V97H64ZM87 101L85 102V104L87 103ZM90 101H92V99H90ZM171 101H172V99H171ZM32 102L36 103V101H32ZM168 102H169V100H168ZM81 103L78 104V105H80V107H82L84 105V102L82 104ZM89 103L84 105V108H86V106H87V108H86L87 110L84 109V110H86V112L89 111V110H94V107L91 106V105L95 104V102L92 101V104L90 103V105H89ZM149 103H150V101H149ZM60 104L63 105L62 103H60ZM9 105L10 104L8 102V106ZM8 106L5 107V108H8ZM168 107H170V103H169ZM171 107H173V106L171 105ZM95 108H97V107H95ZM128 108H127V110H128ZM139 108H141V109H139ZM4 109H3V111H4ZM58 109H61V106ZM106 109H107V107H106ZM134 109H136V110H134ZM142 109H143V111H142ZM8 110L10 111V108H8ZM14 110H15V108H14ZM80 110L78 109L79 112H81ZM167 110H168V108H167ZM170 110H172V109H170ZM16 112L17 111L15 110V114H17ZM72 112H74V111H72ZM79 112L77 113L78 115H79ZM105 112L107 113V110ZM87 113L90 116L89 112H87ZM1 114H0V116H3L5 114H9V113L7 112V113H5L3 115H1ZM85 114L86 113L83 111L82 115H79V116L75 115V117L77 116V118L81 116V118H78V119H80L79 120L80 124L77 121L79 126H82V125L84 127L86 126L85 127V129H86L88 126L90 127L89 123H91L92 125H95V127H96V125L98 124V123H96V120L97 119L99 120V118H96V116H93V118L95 117L94 119L92 117L88 118L89 116L87 114L86 115ZM56 115H58V113ZM63 115H64V113H63ZM72 116H74V115L72 114ZM119 116L117 115V118ZM124 116H125V112H124ZM97 117H99V116L97 115ZM20 119H22V118H20ZM18 120H17V122H18ZM119 120H117V121H119ZM131 120H133V119H131ZM71 121H72V119H71ZM74 121H73V124H74ZM133 122H134V120L132 121V123ZM136 123H138V122H136ZM136 123L134 122L133 124L135 125ZM78 124H75V126L78 125ZM12 126H14V125H12ZM83 126L80 127L79 130H77L76 128H74V125H72L71 128L73 127L72 129H74V130H69L68 132H69V134H72V133H74L76 131H80L83 128ZM164 126H165V124H164ZM46 127L47 126H45V128ZM91 127H93V126H91ZM131 127L134 128L133 125ZM136 127H138V126H136ZM136 127L134 129H136ZM154 127L156 129H154ZM63 128L65 129L66 127H63ZM60 129H62V128H59V130ZM102 129H100V130H102ZM134 129H132V131H131V129L129 130L131 137H133V133H132L133 131H134V133L138 132V131H135ZM59 130L56 132L57 135L62 133L61 132L62 130H60V133H58ZM40 131H42L43 135L41 134L42 135L41 136L39 133H38V135H40V137L42 138L46 132L45 131L43 132V129H41ZM70 131L72 133H70ZM81 131H83V130H81ZM81 131H80V133H81ZM54 132H55V130H54ZM84 132H85V130H84ZM56 133H54L53 136ZM139 133L140 132H138L136 134H139ZM148 133L146 132L145 134H148ZM79 134H78V136H79ZM45 135H47V134H45ZM139 135H142V134L140 133ZM37 136H36V138H38ZM53 136H50V137L53 138ZM58 136L60 137V135H58ZM63 136H65V135H63ZM68 136H70V135H68ZM40 137H39V139H41ZM75 137H76V135H75ZM45 138H46V136H45ZM56 138H57V136H56ZM128 138L131 139L130 137H128ZM135 138H136V140H135ZM135 138H134L135 142L133 140L129 141V142L127 141L128 143L126 142L127 143L126 144L124 142L125 140L123 141L124 142V144H122L124 146L123 153L125 154V156H127V160L131 161V163H129L130 167L134 163V165L140 166L142 171L139 168H136V170L139 169V171L135 172L133 170V172H132L133 174H132V173H130L131 171L129 170L130 167H128V170L130 172L129 171L127 172V170L125 169L126 172H124L123 177L121 175H119L121 177H119L117 175L118 180L120 178H123V180H122V182L120 180L116 182L117 178H115L114 179L115 180L114 183L115 184L117 183V184L114 185V183H113V186L109 185L110 186V190L112 189V192H114V193H112V192L109 193V191H106V190H109V187H108V189H105L103 187L105 190H103V193L101 192L100 196L99 195H98V197L94 196L95 199L88 200L89 199L88 197H90V196H88V194H90L88 190H90L91 188H88L87 187L88 185L84 184L83 188H81L78 191L79 194L75 193L77 196L74 194L75 196H73V198L70 199V202H68L67 199L65 200L64 198H63L64 199L63 203L60 200H59V202L57 200L55 201L57 203V205H58V208L60 210L64 211V212L67 211V210L69 212H73L76 208H77L76 210H78L79 208L83 209V211H81L79 209L80 212L79 211L78 212H74L76 214H72L73 216L70 218V220L67 222V224L71 223V225L72 224L75 225L77 227V229H78V228L82 227L81 225H83V227H84V222H87L86 225H88V223L90 225H92L91 227H92V231L94 233L93 234L94 235L93 238H89V237H91L93 235L88 237V239H92L91 240L92 243L90 244L91 248H90V246L86 247V245L88 243V239H87V237L85 239H83L84 237H82V236H86L87 234L86 235L85 234L82 235L81 233H83V232L86 233L87 226L85 228L86 230H84V229L82 230V228H83L82 227L81 230H80V232L81 231L82 232L81 233L77 232V233H80L81 235L75 233L77 235H75L73 238L71 237L72 239H64L65 236H66V238H68L67 236H69V233L73 234L74 232L77 231V229H75L76 227H71L69 225V229L66 230V231H69V230L73 231V230H71L72 228L75 229L76 231L68 232V235L65 232L66 235L63 234L64 236L61 237V239L62 240L64 239L65 241H61L60 239H57V240H59V243L62 242L61 243L62 246L61 245L59 246L58 243H56L57 244L56 246L57 247L59 246L61 248L63 247L65 249V251H66V249L69 248L66 252H69V251L70 252H69V255H67V257H66V254H65L66 258L63 257L64 259L62 258L63 260H60V263L58 262L57 264H264V91H263L259 101L255 103V108L253 110L252 116H249V117H247L245 119L243 118L240 121V128H238L236 131H234L233 133H231V134H229L227 136H223V137H220V138H217V139L214 138L212 141H210L211 138L209 139V137L208 138L206 137L210 141V142L208 141L206 143H205V140L202 139V137L190 138L186 142H182V140L180 141L178 139H177L178 141H176L174 139H171L170 141H172V142H170V141L168 142V141H164V139L161 140L163 137L157 138L158 140L160 139L162 144L165 143L166 147H164V148L162 147L163 149H161V150L163 151V153L165 152L166 154H164V155H160L159 154L160 155L159 158H157L155 156V160L158 159V160H156V162L154 160H153L154 162H150V163L149 162H147V163L139 162V160L137 161L136 156H134L135 155L134 153L136 151L135 148H139V147H135L134 148V146H135V143L137 144V142H138L137 139H140V137L138 138V136L136 135ZM61 139L62 138L60 137L59 140H61ZM67 139H69V138H67ZM207 139H206V141H207ZM75 140H76L77 143L79 142V141H77V139H75ZM75 140H72V142H70V143L73 144V146H74L73 142H75ZM79 140H81V139H79ZM84 140H85V138H84ZM42 141H40V143ZM55 141H58V140L55 139ZM94 141H96V140L94 139ZM76 142H75V144H76ZM33 143H34V141H33ZM46 143H47V139H46ZM61 143H63V142H61ZM80 143H82V142H79V145H80ZM96 143L98 144V141ZM96 143L93 142V144H96ZM57 144H60V142L59 143L57 142ZM88 144L89 143H87L86 145H88ZM20 145L21 144H19V146ZM30 145H32V143ZM34 145H35V143H34ZM96 145L95 146L93 145L94 148H96ZM38 146L39 145L36 144V147H38ZM98 146H100V145H98ZM98 146H97L96 149L100 148ZM118 146L120 147L119 143H118ZM36 147L34 148L35 150H36ZM56 147H57L56 149L58 150V145ZM26 148H28V147H26ZM84 148H85V146H84ZM91 148L93 150V147H91ZM43 149H44V147L42 148V150ZM96 149H94L93 151H95ZM120 149H122V148H120ZM17 150H15V151H17ZM28 150H29V148H28ZM38 151L42 152L41 150H38ZM90 151H89V153H90ZM103 151L104 150H102V152ZM6 152H7V150H6ZM117 152H118V150H117ZM20 153H21V151H20ZM0 154H2V153L0 152ZM6 155H4V157ZM43 155L44 154H42V156ZM81 155H83V154H81ZM97 155L95 154V156H97ZM2 156H3V154H2ZM38 156H40V158H42L40 153H39ZM59 156H60V154H59ZM92 156H93V154H92ZM98 156H99V158L98 157H95V158L92 157V158L94 160L97 159V161L99 162L98 159H100V161H101L100 157H102L103 160L104 159H106V160L101 161V163L102 162L103 163L107 162V158H106L107 156L105 157L102 154H101V156H100V154ZM125 156H122V157H125ZM141 156L142 155L140 154V158H141ZM32 157H33V155H32ZM32 157H31V159H32ZM47 157H48V154H47ZM9 158L14 159V155H13V157H10V155H9ZM22 158H21V161H22ZM112 159H114V158H112ZM4 160H7V159H4ZM43 160H45V158ZM66 160L68 161V159H66ZM117 160H119V159H117ZM14 161L12 160L11 162L14 163ZM195 161H197V162L200 161V163L197 164ZM26 162H24V163H26ZM31 162H33V161H31ZM98 162H97V166L99 164ZM194 162L196 163V165H195ZM9 163H10V161H9ZM38 163H37V168H38ZM5 164H7V163H4V165H2V167L5 166ZM26 164L28 165V163H26ZM31 164L32 163H30V165H28V168H30L29 166H31ZM34 164H36V162ZM95 164H96V162H95ZM124 164H125V162H123V165ZM27 165L25 166V168H27ZM0 166H1V164H0ZM35 166L36 165H34V166L32 165V167H35ZM97 166H96V168H97ZM127 166H128V164H127ZM5 167H7V166H5ZM15 167L16 166H14V169L16 171L18 169V166H17V168H15ZM32 167H31V169H32ZM134 167L132 169H135ZM11 168H7V169L5 168L6 171L4 170L3 172L2 171L0 172V179L2 178V181H0V187L4 188L3 189L4 192L1 193L3 190L0 192L1 195L3 194V196L0 195L1 197H4V193L5 194L8 193V191H5V190H8V188H10V189L13 188L14 189L16 187V185H15L16 182H15V180H13V178H14L13 174H12L13 178H11V173H14L15 171L12 170ZM9 169H11L14 172H12ZM7 170H9V171H7ZM125 170H123V171H125ZM60 171H62V170H60ZM136 173H138V174L136 175ZM15 174H16V172L14 173V175ZM56 174H57V172H56ZM118 174H120V173H118ZM134 174H135V176H134ZM139 174H140V176H139ZM62 177H63L62 175H60L58 177L55 176V175H52L51 184L47 187L48 191L50 190L49 193H48V196L50 195L49 198H51V194L52 193L56 194V190L58 188V185L61 186V184H59V181H60V179ZM164 177H166L167 179L164 180ZM196 177H202V178L204 177L205 178V179L203 178L204 182L202 183L200 178H199V181H200L199 184L201 183V185L194 186L198 182V179ZM112 178H113V176H112ZM195 179H197V181ZM16 180H18V178ZM186 180L190 181L191 184L189 183L190 184L189 185L188 182H187L188 185H186L185 184ZM19 182L17 181V185H18ZM193 183H194V185H193ZM92 186L93 185L89 184V187H92ZM98 187H97V189H98ZM21 188H23V187H21ZM21 188L19 187L18 191H20ZM94 188L96 189V187H94ZM94 188H93V190H94ZM113 188H115V189H113ZM10 189H9V192H11ZM118 190H120L119 193H121V196H119V197L116 194V192ZM14 191H16V189ZM99 191L97 190V192H99ZM214 192H217L219 194L217 202H215L212 199ZM16 193H17V191H16ZM99 194H100V192H99ZM16 195H14V196H16ZM56 196H57V194H56ZM52 197H53V195H52ZM6 198L8 200L11 197H9V196L7 197L6 196ZM12 198H14V197H12ZM49 201H48V204H49ZM52 201H54V200H52ZM0 202H1V198H0ZM6 203H5V205H7ZM70 203L73 204V205H71ZM45 204H47V202H45ZM45 204H43V205L45 206ZM2 206H3V204L1 205V209L4 210L6 207L3 206L4 207V209H3ZM44 206H42V208ZM46 207H48V205H46ZM46 209L48 211L49 208H46ZM46 209L44 210V212H46ZM2 210H0V211H2ZM67 218H68V216H66V219ZM11 223H12V225L14 224L13 226L11 225L12 228L14 226H16L14 221H11L8 224L10 225ZM8 224L7 223L6 224L3 223L4 227H5V225L7 226ZM0 227H1V229H0L1 231L5 230L3 226H0ZM18 227L20 228L21 226H18ZM18 227H14V229L18 228ZM66 227H68V225H66ZM12 228H9L8 230L12 231ZM23 228L24 227H21L20 229H23ZM64 228H62V229H64ZM8 230H6V233H4L5 235L3 233H1V231H0V234L3 235L4 237H6V234H9V232H7ZM17 230L18 229H16L15 231L17 232ZM78 231H79V229H78ZM89 231H88V233H89ZM18 232H19V230H18ZM18 232H17V234H18ZM20 232H23V231L20 230ZM55 232H58V230L55 231ZM13 234H11V232H10V236L13 235ZM72 234L70 236L74 235V234L73 235ZM14 235H16V233ZM18 235H16V237ZM41 235H44V234H41ZM41 235H39V236H41ZM56 235L57 234L55 233L54 236H56ZM3 236H1V237H3ZM20 236L21 235H19L18 239H20ZM51 236L53 237V235H51ZM58 236L60 237V235H58ZM70 236H69V238H70ZM1 237H0V239H4V237L3 238H1ZM7 237L10 238L8 235H7ZM14 237L15 236H12V239ZM31 238L32 237H30L29 239H31ZM36 238L34 236V238H33V239H35L34 242H36V240H38V236ZM56 238H58V237H56ZM56 238H55V240H56ZM6 239H4V240H6ZM47 239H50V236ZM4 240L3 241L1 240V241L4 242ZM77 240H78V242H76ZM8 241H9V239H8ZM20 241H21V239L18 240V242H20ZM39 241H41V240H39ZM2 242H0V244ZM34 242H28V243L32 244ZM43 242L46 243V240L43 241ZM74 242H76L78 244V246L79 247L81 246V248H82V249H79V251L80 250L81 251H80V253L78 252L79 253L78 255L77 254L76 255L71 254L70 244H74ZM11 243H16V240H15V242H11ZM38 243H37V245L41 244L40 242H38ZM51 243H54V242L51 241L49 243V245ZM10 244H5V245L3 244V246L1 244V248L0 249H2L4 247L6 248L7 245H8L7 248H9ZM47 244H48V242H47ZM77 244L74 247H77ZM92 244H94V247L92 246ZM15 245H17V244H15ZM18 245H19V243H18ZM28 246L30 247V244ZM41 246H39V248H40V251H42V252L36 251V253L37 252L40 253V256H42L41 253H43L44 250L47 251V249L45 247H48L47 245L42 246L45 249L41 250L42 249ZM50 247H51L50 249L52 250V249H54L53 247H55V246H50ZM57 247H55L56 248L55 250L59 249V247L58 248ZM92 247H93V249L97 248V249H95L96 252H94ZM17 248H18V246H17ZM20 248H21V244H20ZM33 248L36 249V246L33 247ZM39 248H38V250H39ZM9 249H11V248H9ZM34 249H31V250H34ZM102 249H103V251H101ZM4 250H2V251H4ZM17 250L19 251V248ZM23 250L25 251L26 249H23ZM63 250H61V251H63ZM11 252H9V253H11ZM47 252H49V251H47ZM52 252H55V251L53 250ZM52 252L50 253V255L53 254ZM34 253L35 252H33L32 254H34ZM20 254L22 255L23 253L21 252ZM25 254H23L24 257H25ZM32 254L29 255V256L32 257ZM47 254H49V253H47ZM47 254H46L45 257H47ZM15 255H19V253L15 254ZM15 255L13 257H10V258H14ZM23 255H22V257H23ZM19 256H17V257L19 258ZM33 256L35 258H33V257L31 258L30 257V259H29V258H22L21 257L22 259L17 261V263L14 261V259H15L14 258V259H12V261H14L15 263H12V264H53V263L56 264V262H53L52 259L51 260H47V262H44L45 260L44 261L42 260L43 262H41L39 260V258L41 259V257H39L38 259L36 258V256L37 257L39 256L38 253H37L36 256L35 255H33ZM58 256H56V257H58ZM0 257H2V256H0ZM17 257H16V259H17ZM4 258L5 257H2V260H1L2 263H4V260H3ZM55 259H57V258H55ZM59 259H60V257H59ZM8 263H10V262H8Z\"/></svg>",
	"mask_w": 264,
	"mask_h": 264
}]
</instances>
